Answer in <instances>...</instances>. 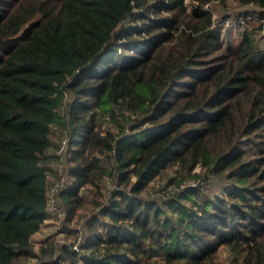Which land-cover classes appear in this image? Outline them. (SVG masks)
Here are the masks:
<instances>
[{
  "label": "trees",
  "instance_id": "1",
  "mask_svg": "<svg viewBox=\"0 0 264 264\" xmlns=\"http://www.w3.org/2000/svg\"><path fill=\"white\" fill-rule=\"evenodd\" d=\"M223 1L0 0V264H264V24L223 49ZM62 210L77 247L35 249Z\"/></svg>",
  "mask_w": 264,
  "mask_h": 264
},
{
  "label": "rangeland",
  "instance_id": "2",
  "mask_svg": "<svg viewBox=\"0 0 264 264\" xmlns=\"http://www.w3.org/2000/svg\"><path fill=\"white\" fill-rule=\"evenodd\" d=\"M184 1H185L187 9L190 10V5H191L190 0H184ZM212 7H213V14H214V25H216V27L219 28V35H220L219 39L221 42V47L225 50H229L233 46V44L238 41V39L240 38L239 30H241L242 28L243 29L251 28L254 25L256 26L259 24H262V25L264 24L263 20L257 19L254 17L253 19H250L249 16L246 15L245 16L246 19L249 18L248 21L237 26L238 20L240 19H235V16H236L235 14L237 12H243L246 9L251 10L254 8L253 5L241 6L236 2V0H224L223 3L216 2V4H213ZM227 13L228 15H226ZM224 15L228 16V18L224 21H218V19H220ZM261 33L262 35H264V30H262ZM57 142L58 141L55 142L56 145H57ZM63 147H64V142L61 143L59 148L54 147V148H50L49 150L50 153H54L55 155L59 156V161H60L59 163H56L55 161L51 162L52 166L55 168L54 169L55 173L53 175H49L48 181H49V185H51L50 191L53 193L57 189L62 188L67 179L65 171H64L65 165L63 164V161H64L63 159L64 155H63V150H62ZM193 170L195 172H199L200 167L196 166ZM174 175L175 174L173 173V171L169 170L167 172L166 178L170 176H174ZM111 181L112 180L105 181L104 183L105 189L108 190L112 188L113 182ZM190 182L196 183V184L200 182V184L202 185L204 184L207 188V192H210L211 194H214V193L217 194L218 191L222 187V185H220V179L210 174L208 176L201 175L198 177H192V176L186 177L185 180H183V182L179 186L173 183H170V184L167 183L165 178H163L161 181L156 180L151 183L154 184L157 189H160L161 190V191L159 190L160 192H163L164 189L177 190L179 188L186 186ZM55 202H56L55 199H51V203H52L51 207L55 206L54 205ZM58 215H59L58 217L53 216L51 218L46 219L41 224L40 229L31 236V241L34 244L35 249H38L39 244L44 242L50 236H55L56 241L61 244L67 243L73 247H77V244L79 243V241H81L82 234L76 235L75 233L72 234V232L70 233L67 232V226L63 223V220H64L63 210ZM79 221H81L80 217H77V216L74 217L73 219H71L69 223V227L74 228L78 226L77 228H80ZM219 251L220 252L218 255L217 264H231L227 251L224 248H220Z\"/></svg>",
  "mask_w": 264,
  "mask_h": 264
},
{
  "label": "built area",
  "instance_id": "3",
  "mask_svg": "<svg viewBox=\"0 0 264 264\" xmlns=\"http://www.w3.org/2000/svg\"><path fill=\"white\" fill-rule=\"evenodd\" d=\"M204 8H208V4H205V5H204ZM192 181H193V180H192ZM192 181H191V182H192ZM191 182L188 183L186 186H194V185H196V183H191ZM186 186H184V187H186Z\"/></svg>",
  "mask_w": 264,
  "mask_h": 264
}]
</instances>
